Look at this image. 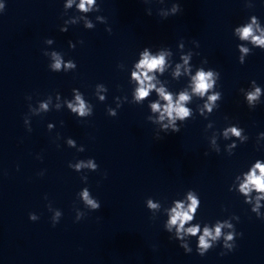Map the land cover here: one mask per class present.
Listing matches in <instances>:
<instances>
[{
    "label": "clouds",
    "instance_id": "obj_1",
    "mask_svg": "<svg viewBox=\"0 0 264 264\" xmlns=\"http://www.w3.org/2000/svg\"><path fill=\"white\" fill-rule=\"evenodd\" d=\"M103 2V0H101ZM158 2L163 4L165 0H143V3L149 4ZM245 6L249 9L254 7V0H245ZM5 3H0V13L5 10ZM75 9L76 15L70 16L64 20L63 25L59 27V31L64 33L68 31L69 25H77L82 23L85 29L91 30L95 28V23L89 19L90 13L101 12L100 4L97 0H64L63 15H67L69 10ZM146 14L152 15L151 8H147ZM182 11L179 0H174L169 8H160L158 15L162 20H166L170 16H175ZM97 23L107 25V18L102 15L95 17ZM105 31L111 33V27H106ZM233 36L240 43L236 45L239 52L238 63L243 65L246 58L253 53V49L264 51V25H262L259 17L250 15L248 19L233 28ZM45 45L51 46L54 43L52 38H46ZM79 43L83 44L81 40ZM191 43L195 48L199 47V42L192 40ZM69 49L74 50L76 44L68 41ZM177 50L179 52V62H174L173 52L170 47L160 46L155 51L152 47L146 46L138 53V59L132 64L129 77V83L133 86L131 92V100L127 96L114 97L116 104L115 108L107 107L106 112L110 117L118 115L117 109L122 107L123 103L128 102L135 105H143L145 100L154 92L155 100H149L148 108L150 114L146 117L147 121L157 126L156 138L162 139L160 133L165 135L169 133H179L181 126L190 119L194 118V111L188 105L193 103V100H201L202 104H197L196 112L203 117H208L218 109L219 102L222 99L221 91H218V82L221 74L213 68H205L206 59L201 61V66L196 67L193 71L191 60L194 55L199 53L192 49L185 51V43L183 39L178 43ZM42 55L49 59L48 68L54 73H68L75 71L77 64L74 60L64 59V53L55 50L49 51L47 48L42 50ZM121 71L126 70V65L119 63L117 65ZM166 72L170 73L173 80H179L181 77L187 78V84L178 92L171 91L168 87V81H162L159 77ZM108 88L103 83L95 85V96L100 102L106 100ZM244 102L249 110H254L261 103V97L264 96V89L257 84L255 80L250 82L248 89L241 88ZM26 99L31 101L32 97L27 96ZM75 115L77 119L84 120L94 114V106L84 98V94L77 88L72 89V99H62L60 93L55 94V102L52 95H48L46 99L38 101L36 106L28 104V114L23 117L25 128L28 132L32 131L31 117L39 116L43 113L52 111H60L62 108ZM63 124V122H61ZM55 125L49 123L48 131H52ZM213 128V123L210 121L205 126V131ZM223 138L225 141H231L225 145V152L229 156L234 154V149L238 147L237 141L240 144L246 143L249 137L245 134V130L238 124H229L219 133L213 132L209 137V146L216 152L220 153L221 149L218 144V139ZM57 139H60L57 134ZM264 140V132L257 136V148L259 149L260 141ZM69 148H75L77 152H84L83 145H77L75 139L69 137L65 140ZM59 148L60 145L57 144ZM204 155H208L207 152ZM42 159L41 157H37ZM68 167L77 173L84 170L98 171L99 165L94 158L87 160H77L76 162H68ZM43 171L39 175H43ZM82 183L87 184L88 176L81 175ZM230 192L235 191L244 198V203L250 205V210L258 219L264 220V160L256 159L248 168L247 171L235 176L233 183L228 189ZM44 199L47 200L45 195ZM77 199L83 204L88 211H98L101 208L100 201L93 197L89 188L84 187L77 193ZM145 206L152 213L151 219H156L158 213L166 215L163 228L169 234V240L178 242V246L183 249L185 254H191L193 249L190 245L191 238H196V253L203 257L211 249L222 243V251L219 255L224 256L232 252L236 248V238L242 236L243 233L236 231L233 221L239 222V217L236 215L230 216L228 219L216 220L214 224L194 222L196 215L201 206L199 194L194 189H189L185 192L183 198L175 199L169 207H163L161 202L149 197L145 200ZM48 210L52 213L51 224L55 227L63 213L59 209L52 207L51 202L47 205ZM75 221L79 222L84 219L86 212L79 208H75ZM30 221H37L39 216L30 212L28 214ZM227 230V231H225Z\"/></svg>",
    "mask_w": 264,
    "mask_h": 264
}]
</instances>
